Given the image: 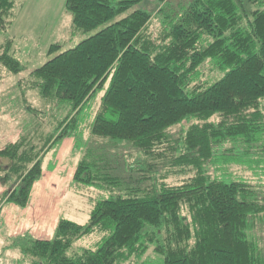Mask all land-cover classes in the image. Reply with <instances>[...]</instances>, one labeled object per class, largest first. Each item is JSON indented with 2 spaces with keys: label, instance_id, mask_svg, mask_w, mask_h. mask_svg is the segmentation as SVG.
I'll return each instance as SVG.
<instances>
[{
  "label": "trees",
  "instance_id": "1",
  "mask_svg": "<svg viewBox=\"0 0 264 264\" xmlns=\"http://www.w3.org/2000/svg\"><path fill=\"white\" fill-rule=\"evenodd\" d=\"M250 1L247 12L242 0H65L73 34L103 27L30 71L42 96L68 105L43 152L73 134L83 103L107 81L71 181L104 196L92 198L85 222L60 217L50 238L10 237L20 259L264 264V243L247 232L264 211V188L209 173L221 155L264 151V0ZM13 3L0 0V26ZM4 45L0 64L21 72ZM205 62L220 76L202 79ZM12 157L8 143L0 182L10 185L0 203L24 206L41 157L17 178L8 172ZM171 174L180 182L170 183ZM103 219L113 229L97 248L73 246Z\"/></svg>",
  "mask_w": 264,
  "mask_h": 264
},
{
  "label": "crops",
  "instance_id": "2",
  "mask_svg": "<svg viewBox=\"0 0 264 264\" xmlns=\"http://www.w3.org/2000/svg\"><path fill=\"white\" fill-rule=\"evenodd\" d=\"M13 75L12 72L0 66V148L8 142L13 143L14 156L9 172L16 177L35 160L41 146L49 140L54 128L65 115L57 118L53 115V110L57 108L67 112L68 105L42 96L32 79L30 86L19 89L17 75L16 73ZM106 85L107 81L83 103L73 134L60 138L44 151L40 162L42 174L31 183L26 204L20 206L13 202L2 203L0 242L26 231L39 238H50L53 235L62 213L65 214V210L67 212L71 196L69 185L83 154L84 141L90 134ZM23 99L28 103H32L33 100L38 101L43 114L42 119L23 108ZM50 117L53 118L50 119ZM31 145L34 146L33 149L30 148ZM234 157L231 153L219 156V162L214 165V170L217 168V171H220L217 177L235 174L231 169L232 166L241 164H235ZM244 169L250 171L248 166ZM241 179L247 181L244 177ZM4 189L5 186L0 184V196ZM63 216L70 218L66 214ZM103 220L107 228H110L111 222L108 219ZM263 243L264 241L259 244Z\"/></svg>",
  "mask_w": 264,
  "mask_h": 264
},
{
  "label": "rangeland",
  "instance_id": "3",
  "mask_svg": "<svg viewBox=\"0 0 264 264\" xmlns=\"http://www.w3.org/2000/svg\"><path fill=\"white\" fill-rule=\"evenodd\" d=\"M242 2L247 12H250L256 6V4L250 0H242ZM154 25L155 24H153V26ZM101 27H103V25H99L89 31H79L73 34L71 32V15L65 8V0H14L11 14L3 22V25L0 26V51L3 50L5 42H8L9 52L18 58L21 64L24 66L22 71L16 74L17 86L19 89H21L23 86L31 84L30 80L32 77L30 75V71L34 67L42 64L45 60L66 49L67 47L75 45L79 40L88 36L89 34L94 33ZM152 30L156 29L152 28ZM51 43H58L59 46L57 47L56 51L49 53L48 47ZM0 66L2 65L0 64ZM2 67L6 69L4 66ZM210 67L211 65L208 62H205L201 66L200 70L202 71V79L209 78L211 80L220 76V73L217 71V69H211ZM13 76H15V74ZM37 102L38 101L33 100L32 103H28L26 100H22L23 108L25 110H28L26 105H29V112L42 119V110L40 109L41 107L38 106L39 103ZM65 112L66 111L64 110L62 111L56 108L53 110V115L57 116L58 118V116L64 115ZM52 118L53 117H50V119ZM8 143L12 144L14 156V145L11 142ZM45 144L41 146L39 153L36 155L37 157H41L44 153L43 148ZM30 148L33 149L34 146L31 145ZM231 154L235 156L233 162L235 164L239 163L241 165H233L231 169L235 172V174L226 176L224 178L241 179V177H244L251 184L264 188V151L244 152L242 150H234L231 151ZM5 161H7V158ZM12 163L13 157L9 163V168ZM31 164L28 165L25 171L30 167ZM246 166L249 167L251 173L249 170L244 169ZM25 171L16 177L12 176L10 172L9 174L12 178H17ZM219 172L220 171H217V168L214 170L213 165L209 166V173L211 176L217 175ZM221 173H223V171H221ZM181 178L182 176L180 175L171 174L167 180L170 183H178L180 182ZM9 185L10 182H7V184L3 186H5L6 189ZM69 186L71 196L69 198V204L67 205V212L65 210L64 213L66 216H70V218L74 221L81 223L85 222L89 216V211L93 204L92 198L98 199L104 195L102 192L99 193L92 187L77 186L72 183H70ZM2 203H0V208ZM65 214L62 213V216ZM248 226V236L258 243L263 242L264 213H261L260 215L250 219ZM112 229V226L107 228L104 222L97 223L86 232L79 235L74 240L73 246L97 248L101 242L112 232ZM6 240L4 242H0V264L31 263H29L27 258L20 259V252L18 248L12 247L10 240ZM147 254L150 255V249L147 251ZM145 255L146 253L143 255V257ZM122 264H137V262H133L131 260L129 262H123ZM149 264H163L162 255H157L149 262Z\"/></svg>",
  "mask_w": 264,
  "mask_h": 264
}]
</instances>
